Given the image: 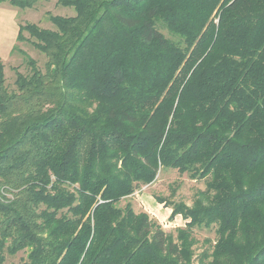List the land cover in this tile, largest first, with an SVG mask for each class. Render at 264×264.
I'll list each match as a JSON object with an SVG mask.
<instances>
[{"label": "trees", "instance_id": "16d2710c", "mask_svg": "<svg viewBox=\"0 0 264 264\" xmlns=\"http://www.w3.org/2000/svg\"><path fill=\"white\" fill-rule=\"evenodd\" d=\"M58 2L75 14L19 25L45 70L10 88L0 57V264H194L196 227L201 261L264 264V0ZM161 168L206 183L157 197L175 233L121 206Z\"/></svg>", "mask_w": 264, "mask_h": 264}, {"label": "rangeland", "instance_id": "374dc122", "mask_svg": "<svg viewBox=\"0 0 264 264\" xmlns=\"http://www.w3.org/2000/svg\"><path fill=\"white\" fill-rule=\"evenodd\" d=\"M58 1L41 0L31 8L15 7L16 15L14 21L18 25L36 23L41 27L52 29L54 25L49 20V14L62 16H72L75 14L73 8L65 7ZM10 20L11 15L9 13H0V56L5 66L6 82L10 88H14L17 71L22 73L30 72L31 65L29 64V58L34 59L37 66L42 70H45L47 58L44 53L36 49L28 41H16L15 44L18 45L17 50L7 52L8 54H6L10 46V40L8 37L2 38L1 32L4 30L8 31ZM24 34L26 37H29L27 32ZM205 188L206 183L204 179H194L190 174H181L175 169L161 168L153 183L139 186L132 195L122 201L121 206L129 202L136 212L148 213L164 230L175 233L176 228L183 227L186 220L182 214H177L173 218H170L172 206L159 203L157 197L162 196L167 201H181L191 206L197 194ZM171 192L172 195H170ZM194 237L196 240L193 246L194 264H208L211 259L203 261L200 259L203 253L211 251L212 245L215 243V228L196 227L194 229ZM27 254V249L21 250L14 255L6 253L5 264H22L27 259Z\"/></svg>", "mask_w": 264, "mask_h": 264}, {"label": "crops", "instance_id": "0c3cea01", "mask_svg": "<svg viewBox=\"0 0 264 264\" xmlns=\"http://www.w3.org/2000/svg\"><path fill=\"white\" fill-rule=\"evenodd\" d=\"M2 12L9 13L11 15L10 26L8 27V31L6 32L4 30L1 32L2 38L8 37L10 40V46L8 47V49L6 51V54H8L10 51H12V49H13L16 41H17V36H18V32H19V25L16 21H14V17L16 15L15 6H13L12 4H10L8 2H0V13H2ZM5 56H4V58H5Z\"/></svg>", "mask_w": 264, "mask_h": 264}]
</instances>
